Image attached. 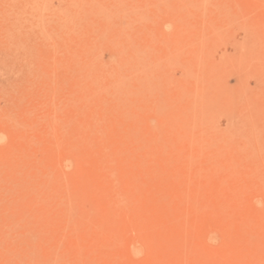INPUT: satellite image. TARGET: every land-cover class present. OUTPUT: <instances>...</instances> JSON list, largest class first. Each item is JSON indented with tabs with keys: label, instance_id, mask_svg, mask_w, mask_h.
Masks as SVG:
<instances>
[{
	"label": "rangeland",
	"instance_id": "374dc122",
	"mask_svg": "<svg viewBox=\"0 0 264 264\" xmlns=\"http://www.w3.org/2000/svg\"><path fill=\"white\" fill-rule=\"evenodd\" d=\"M0 264H264V0H0Z\"/></svg>",
	"mask_w": 264,
	"mask_h": 264
}]
</instances>
